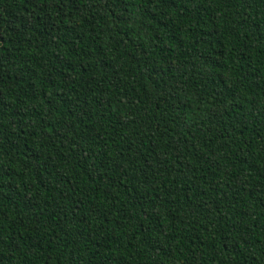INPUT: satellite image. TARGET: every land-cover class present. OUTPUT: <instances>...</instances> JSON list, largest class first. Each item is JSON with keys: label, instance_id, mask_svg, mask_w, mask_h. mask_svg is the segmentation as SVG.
<instances>
[{"label": "trees", "instance_id": "1", "mask_svg": "<svg viewBox=\"0 0 264 264\" xmlns=\"http://www.w3.org/2000/svg\"><path fill=\"white\" fill-rule=\"evenodd\" d=\"M0 264H264V0H0Z\"/></svg>", "mask_w": 264, "mask_h": 264}]
</instances>
